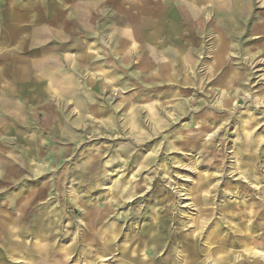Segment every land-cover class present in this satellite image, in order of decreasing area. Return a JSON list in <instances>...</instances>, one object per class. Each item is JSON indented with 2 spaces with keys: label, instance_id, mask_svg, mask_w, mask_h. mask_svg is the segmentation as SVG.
<instances>
[{
  "label": "rangeland",
  "instance_id": "1",
  "mask_svg": "<svg viewBox=\"0 0 264 264\" xmlns=\"http://www.w3.org/2000/svg\"><path fill=\"white\" fill-rule=\"evenodd\" d=\"M232 3L0 0V264H264V0Z\"/></svg>",
  "mask_w": 264,
  "mask_h": 264
},
{
  "label": "crops",
  "instance_id": "2",
  "mask_svg": "<svg viewBox=\"0 0 264 264\" xmlns=\"http://www.w3.org/2000/svg\"><path fill=\"white\" fill-rule=\"evenodd\" d=\"M187 1H189V2H191L193 4H198L200 2H211V3H213V6H215V8L220 11V13L223 12V13H226V14H227V10H228V7H229L228 6V2H231V4H233L232 3L233 0H187ZM236 1L238 3V0H236ZM130 30L131 29H129V30L126 29V30H124L121 33V39H120V43L118 45V49L121 52L120 53V56H121L120 62H121V64L125 63L126 61H129L126 58L135 49V46H134L133 42L134 41L137 42L138 39H139V34H138L137 30L136 29H132L131 31ZM168 32H169L170 35H172V26L169 27ZM130 43H132V46L128 47V45ZM180 54H181V52L179 53V56H180ZM173 55L175 56V54H173ZM181 59H182V62H184V59L183 58H181ZM4 84H5V87L2 88V90H4L5 92L6 91L10 92V87L11 86L8 88L10 83L4 82ZM0 92H1V90H0ZM7 164H9V163H7ZM5 165H6V163H0V167H4ZM7 176L8 175L0 176L1 180L4 181L5 178H7V180H9V177H7Z\"/></svg>",
  "mask_w": 264,
  "mask_h": 264
},
{
  "label": "bare ground",
  "instance_id": "3",
  "mask_svg": "<svg viewBox=\"0 0 264 264\" xmlns=\"http://www.w3.org/2000/svg\"><path fill=\"white\" fill-rule=\"evenodd\" d=\"M195 247V246H193ZM187 250H189L191 253L195 254L196 253V249L195 248H187ZM194 256V255H193Z\"/></svg>",
  "mask_w": 264,
  "mask_h": 264
}]
</instances>
